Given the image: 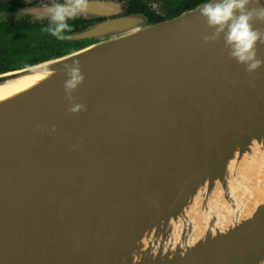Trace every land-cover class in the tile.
Listing matches in <instances>:
<instances>
[{"label": "water", "instance_id": "1", "mask_svg": "<svg viewBox=\"0 0 264 264\" xmlns=\"http://www.w3.org/2000/svg\"><path fill=\"white\" fill-rule=\"evenodd\" d=\"M208 2L148 22L90 0L82 15L104 19L75 35L86 45L0 73L58 70L0 100V264H264V65L249 75L223 34L204 43Z\"/></svg>", "mask_w": 264, "mask_h": 264}, {"label": "clouds", "instance_id": "2", "mask_svg": "<svg viewBox=\"0 0 264 264\" xmlns=\"http://www.w3.org/2000/svg\"><path fill=\"white\" fill-rule=\"evenodd\" d=\"M255 4L256 6L249 7ZM90 0H66V3H56L44 10V15L50 18V25L43 29L60 41L70 40L66 32L72 31V26L67 23L82 13H87ZM200 14L206 18L207 24L213 29L210 35H204L205 44L216 42L223 34L224 47L228 49L230 59L245 66V71L251 75L262 65L264 58L258 56V44H264V28L256 27V23L264 24V5L260 0H211L199 8ZM56 61H50L44 65L45 76H52L58 70L50 65ZM63 72L67 79L63 87L65 100L70 104L68 111L78 113L86 110V105L75 103L73 92L85 80L78 60L63 65Z\"/></svg>", "mask_w": 264, "mask_h": 264}, {"label": "flooded vegetation", "instance_id": "3", "mask_svg": "<svg viewBox=\"0 0 264 264\" xmlns=\"http://www.w3.org/2000/svg\"><path fill=\"white\" fill-rule=\"evenodd\" d=\"M112 1L121 4L122 13L119 15L130 14L129 11H133L134 6L137 7L138 13L144 14L141 6L143 10L165 18L176 10L183 11L193 8L202 0H175L173 5L168 0ZM64 2L66 0H0V70H11L19 66L34 64L40 62L43 57L49 59L63 53V49L69 50L80 43L83 44L84 41L75 39V35L104 19L103 17H88L80 14L74 19L68 20L67 23L72 26V31L66 32L65 35H70L72 38L69 40L70 43L63 46L62 41L43 31L51 23L48 16L33 19L27 14L15 15L17 12L30 7H44ZM193 2H196V5L192 7ZM160 10H163L164 13ZM147 17L149 18V16ZM49 40L52 42L48 43ZM31 45H35L33 52L27 50ZM48 45H52V47H47Z\"/></svg>", "mask_w": 264, "mask_h": 264}, {"label": "bare ground", "instance_id": "4", "mask_svg": "<svg viewBox=\"0 0 264 264\" xmlns=\"http://www.w3.org/2000/svg\"><path fill=\"white\" fill-rule=\"evenodd\" d=\"M44 74H45V71H41V72L39 71V72H36L34 74L24 75V76L9 80V81L1 84L0 85V100L6 99V98L14 95L17 92L26 89L28 86L33 84L36 80H38L39 78L43 77ZM252 153H253V150H252V145H251L249 151H246L244 154H242L240 159H238V158L236 159V157H235L234 161L230 160V162L227 163L228 166L231 167L232 169H231V172L227 169V173L228 174H227V177H226V180H225L227 188L225 189L224 194L225 193L228 194L229 191H232L233 187H232V185H230L232 183H230V180L228 181V179L230 177H232V176H235L236 173L238 174V170L239 169H244V168L253 169L254 168V164L251 161L252 159H250L251 158L250 155ZM254 156H256V157L264 156V149L263 150H259V151L258 150L254 151ZM235 164H238L237 167H233ZM249 165H250V167H249ZM235 168H238V169H235ZM261 176L264 177V173ZM227 183H230L229 184L230 187H228ZM236 184L238 185V183H236ZM217 186H219V185H217ZM237 188H239V186ZM242 189L245 191L246 188L242 187ZM197 193H199V192H197ZM218 193H221L220 189H219ZM261 193L264 194V192H261Z\"/></svg>", "mask_w": 264, "mask_h": 264}, {"label": "rangeland", "instance_id": "5", "mask_svg": "<svg viewBox=\"0 0 264 264\" xmlns=\"http://www.w3.org/2000/svg\"><path fill=\"white\" fill-rule=\"evenodd\" d=\"M112 1V0H111ZM168 2L170 3V4H172L173 5V3H175V0H168ZM38 9H39V7H37ZM37 8H34V7H30V8H27V9H25V10H21V11H19V12H17L15 15L16 16H21V15H30L33 19H39V18H41V17H45V15H39L38 13H36V11H37ZM41 10V9H40ZM160 12H162V13H164V11L162 10H160ZM82 41V40H81ZM84 41V40H83ZM49 42H52L51 40H49L48 41V43ZM72 42V41H71ZM67 43H70V41L68 40H64V41H62V44H63V46H65V45H67ZM79 44V43H78ZM87 44V42L86 41H84V43L83 44H79V45H77V46H75L74 48H71V49H69V50H66V49H63L64 51H63V53H61L60 55H63V54H66V53H69V52H71V51H73V50H75V49H78V48H80V47H83L84 45H86ZM34 46L35 45H31L30 46V48H27V50L28 51H30V52H33L34 50H35V48H34ZM47 47H52V45H48ZM52 53H54V52H52ZM55 54H58V53H55ZM59 56V55H58ZM55 57H57V56H55ZM52 58H54V57H52ZM50 59V58H49ZM20 67H24V66H19V67H17V68H20ZM16 69V68H15ZM249 167H250V165H249ZM257 180H256V177L254 176V175H252L251 173H249V174H246L245 175V177H244V180H243V184H245V185H247L248 187H250V188H252V189H255L256 188V186L258 185L257 183ZM256 183V184H255Z\"/></svg>", "mask_w": 264, "mask_h": 264}, {"label": "trees", "instance_id": "6", "mask_svg": "<svg viewBox=\"0 0 264 264\" xmlns=\"http://www.w3.org/2000/svg\"><path fill=\"white\" fill-rule=\"evenodd\" d=\"M204 1H206V0H202V1H200V2H198L197 4H199V3H202V2H204ZM196 5V2H193L192 3V7L193 6H195ZM140 8H141V10L144 12V14L143 13H138L137 11H138V9H137V7H135L134 6V9H133V11L132 10H130L129 12H130V14H141V15H143L146 19H147V21L148 22H156V21H160V20H163V19H165V18H169V17H172V16H175V15H177V14H179L180 12H182L181 10H176V11H174L173 13H171L170 15H168V17H165V18H163V17H161V16H156V15H154L153 13H151V12H148V11H146V10H143V8L140 6ZM133 12V13H132ZM135 12V13H134ZM149 16V18L146 16ZM60 56V55H59ZM48 57H43V59H41V61H43V60H46ZM35 64V63H34ZM31 65V64H30ZM28 66V65H27ZM17 68V67H16ZM15 69V68H14ZM12 70V69H11ZM5 71H8V69H2V70H0V73L1 72H5Z\"/></svg>", "mask_w": 264, "mask_h": 264}]
</instances>
